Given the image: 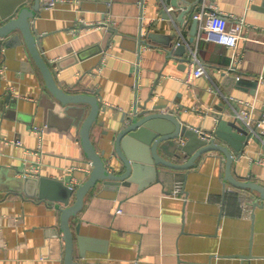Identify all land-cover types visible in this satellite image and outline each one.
Returning <instances> with one entry per match:
<instances>
[{"label":"crops","instance_id":"0c3cea01","mask_svg":"<svg viewBox=\"0 0 264 264\" xmlns=\"http://www.w3.org/2000/svg\"><path fill=\"white\" fill-rule=\"evenodd\" d=\"M20 1L0 0V17ZM50 1L55 4L49 6ZM210 1L229 22L244 21V38L238 44L242 62L236 73L227 70L230 48L196 43L197 27L189 41L193 0H40L30 23L54 80L67 93H94L98 98L90 134L98 153L110 152V137L121 117L151 91L153 104H167L200 132L213 133L219 119L245 128L236 112L247 108L239 101L252 103L253 120H261L264 0ZM33 5V0L25 3L28 8ZM165 7L173 12L167 14ZM147 32L160 35L168 45L147 40L139 48L136 38ZM177 44L186 47L182 56L174 54ZM195 49L206 75L186 84L188 54ZM237 76L257 82L253 93L248 86L233 84ZM79 107L87 115L88 106ZM71 116L47 91L25 47L1 45L0 264L64 262L58 211L62 204L39 199L32 181L18 191L7 190V178L44 177L77 189L92 168L81 146V122ZM262 158L264 137H252L234 161L232 175L264 187V164L258 162ZM225 164L222 153L207 152L188 171L159 167L158 181H151L145 170L137 181L118 190L96 184L84 197L82 209L70 218L74 261L264 264V200L254 191L229 185ZM177 184L181 188L174 194Z\"/></svg>","mask_w":264,"mask_h":264},{"label":"water","instance_id":"95a60500","mask_svg":"<svg viewBox=\"0 0 264 264\" xmlns=\"http://www.w3.org/2000/svg\"><path fill=\"white\" fill-rule=\"evenodd\" d=\"M33 1L34 5L30 8L25 6L27 0L14 2L7 13L0 17V46L17 48L22 45L25 47L40 72L47 91L60 106H63L64 112L73 113L74 116H71L73 120L81 122L79 129L81 146L92 169L88 178L77 189H71L61 181L44 177L39 180L29 177L23 179L8 177L10 186L7 190L18 191L32 181L36 185L39 199H44L51 205L56 201L62 204L58 211L59 228L64 242L63 264H80L74 261V239L69 222L70 218L75 217L82 209L84 197L98 183H101L105 189L118 190L137 181L140 173L145 170L150 173L151 181H158L159 167L188 171L195 166L196 160L203 154L217 151L225 157L224 180L235 188L254 191L260 199L264 200L263 186L251 180L236 179L231 172L234 161L241 158L244 148L254 137L249 130L232 121L219 119L213 132L215 138L208 142L202 138L203 135L198 129L188 127L180 112H173L167 104H153L152 91L143 103L135 102L130 114L126 113L121 117L120 127L110 137V152L104 149L98 153L90 140L91 129L96 122L99 110L98 98L94 93H67L54 80L51 67L42 55L43 49L39 46V38L34 36V29L30 23V19L35 18L40 7V0ZM171 4L175 6L174 1ZM184 14L185 12L181 13L177 20L181 21ZM162 18H168L163 11ZM191 25L190 42L193 40L197 27L194 19ZM136 40L139 48L142 44L147 45V40L168 45L160 35L152 32L144 35L140 33ZM185 52V45L177 44L174 47L176 56H182ZM171 54L168 52L169 56ZM233 84L248 86L253 93L257 82L236 78L233 79ZM8 97L6 96L5 99L8 100ZM79 106H88L87 115L84 114V108ZM106 134L105 132L104 135ZM181 158L186 161L177 162ZM81 257H83L82 253Z\"/></svg>","mask_w":264,"mask_h":264},{"label":"built area","instance_id":"2783aa9c","mask_svg":"<svg viewBox=\"0 0 264 264\" xmlns=\"http://www.w3.org/2000/svg\"><path fill=\"white\" fill-rule=\"evenodd\" d=\"M48 4L49 6H53L55 3L50 1ZM189 8L192 10V20L194 19L197 25V31L195 34L196 43L201 41L208 43L214 42L226 48H230L233 53L230 57L231 62L227 70L228 72L230 71L236 73L242 62L241 56L238 53V44L240 40L244 38L243 32L245 24L243 19L229 22L226 16H224L210 0H193L192 5H190ZM164 9L167 14H171L173 12L171 7H165ZM188 60L190 65L184 82L186 84H191L195 78L205 76L206 71L204 64L197 58L196 49L194 51H189ZM236 78L239 79L238 76ZM239 103L245 105L247 110L242 109L240 112H236L237 118L243 123L244 127L252 133L254 137L261 140L262 137H264V113L260 121H254L252 118L254 105L249 102L244 103L239 101ZM35 131L41 132V130L37 128ZM199 133L202 134V138L208 142L215 138L214 133L208 134L200 131ZM15 144L18 146L20 145L18 142ZM258 162L264 164V158L259 159ZM88 165L90 166V163ZM90 168H92V166H90ZM69 188L74 189L73 187ZM180 188L181 184H177L174 189V194H177L180 191Z\"/></svg>","mask_w":264,"mask_h":264}]
</instances>
